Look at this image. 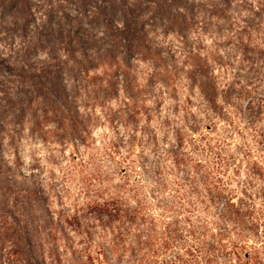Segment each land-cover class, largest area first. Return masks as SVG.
<instances>
[{
  "label": "rangeland",
  "instance_id": "374dc122",
  "mask_svg": "<svg viewBox=\"0 0 264 264\" xmlns=\"http://www.w3.org/2000/svg\"><path fill=\"white\" fill-rule=\"evenodd\" d=\"M43 1L76 15L70 1ZM208 1L215 2L184 3L187 22L174 29L154 17L161 9L174 14V0H143L137 29L147 36L144 55L126 57L117 75L107 67L65 72L57 96L66 115L84 124L76 137L58 142L46 133L48 141L32 130L44 116L41 96L1 133L0 160L13 180L0 179V213L10 209L42 221L49 210L73 213L93 200L141 189L154 214L181 210L206 223L217 218L210 189L224 187L251 205L255 217L248 231H227L224 241H231L218 262L202 264H264V10L258 0H234L218 16ZM101 18H92V33L104 45L103 26L95 22ZM116 19L122 26L120 14ZM28 26L26 35L10 25L0 33L1 109L35 97L17 71L18 44L37 35L34 22ZM46 58L38 48L27 62L34 70ZM110 76L114 84H107Z\"/></svg>",
  "mask_w": 264,
  "mask_h": 264
},
{
  "label": "trees",
  "instance_id": "16d2710c",
  "mask_svg": "<svg viewBox=\"0 0 264 264\" xmlns=\"http://www.w3.org/2000/svg\"><path fill=\"white\" fill-rule=\"evenodd\" d=\"M66 1L75 6L76 15L72 18L67 17L62 4L0 0V33L5 25H10L26 35L30 21L37 33L18 44L23 57L17 70L21 85L34 92L35 97L27 101L19 98L17 102H9L6 109L0 108V135L9 131L12 122L21 121L41 96L45 100L44 116L33 123L32 130L45 140L49 139L46 133L58 142L76 137L77 130L85 129L80 128L84 124L72 114L66 115L62 97L57 96L65 72L107 67L115 69L112 74L117 75L126 57L140 51L145 54L147 36L137 29L140 18L145 16L140 14L143 0H102L104 4L100 6H90L88 0ZM211 1L215 2L207 4L216 6L213 14L218 16L226 14L234 3V0ZM187 2L174 0V14L163 13L165 10L161 9L154 11V17L162 25L182 27L187 22L184 15ZM258 3V9L264 10V0ZM88 8L94 10H90L93 14L89 15ZM119 14L122 26L116 19ZM95 15H103L101 21L95 22L103 26L107 39L104 45L92 33ZM38 48L47 53V58L41 62L43 66L31 70L32 63L27 58ZM13 67L17 68L16 64ZM106 79L107 84H114L111 76ZM50 123H55L54 127L44 131ZM5 169L0 160V179L4 176L8 181L11 175ZM209 203L217 207L213 213L217 218L206 223L199 219L194 222V214H183L181 210L176 216L167 215L168 210L154 214L141 189L132 195L119 193L93 200L73 213L49 210L42 221L25 212L11 213L9 209L0 213V264H202L211 259L218 262L231 241V238L224 241L229 237L227 231H248L255 216L251 205H243L240 198L224 187L210 189ZM210 225H215L218 231L213 232Z\"/></svg>",
  "mask_w": 264,
  "mask_h": 264
}]
</instances>
